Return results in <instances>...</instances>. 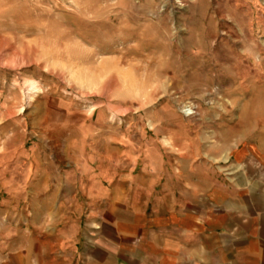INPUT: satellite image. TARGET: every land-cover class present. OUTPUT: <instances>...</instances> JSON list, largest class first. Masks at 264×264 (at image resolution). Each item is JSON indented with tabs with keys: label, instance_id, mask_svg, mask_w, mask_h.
<instances>
[{
	"label": "rangeland",
	"instance_id": "374dc122",
	"mask_svg": "<svg viewBox=\"0 0 264 264\" xmlns=\"http://www.w3.org/2000/svg\"><path fill=\"white\" fill-rule=\"evenodd\" d=\"M187 146L264 192V0H0V199Z\"/></svg>",
	"mask_w": 264,
	"mask_h": 264
},
{
	"label": "crops",
	"instance_id": "0c3cea01",
	"mask_svg": "<svg viewBox=\"0 0 264 264\" xmlns=\"http://www.w3.org/2000/svg\"><path fill=\"white\" fill-rule=\"evenodd\" d=\"M182 149L184 162L31 177L23 210L0 199V264H264V192Z\"/></svg>",
	"mask_w": 264,
	"mask_h": 264
},
{
	"label": "bare ground",
	"instance_id": "6f19581e",
	"mask_svg": "<svg viewBox=\"0 0 264 264\" xmlns=\"http://www.w3.org/2000/svg\"><path fill=\"white\" fill-rule=\"evenodd\" d=\"M261 145V144H260ZM263 147V146H262Z\"/></svg>",
	"mask_w": 264,
	"mask_h": 264
}]
</instances>
